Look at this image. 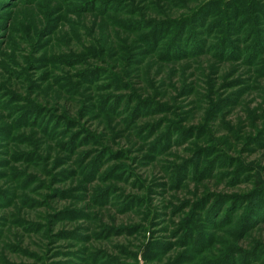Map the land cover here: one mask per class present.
I'll return each mask as SVG.
<instances>
[{
  "label": "rangeland",
  "instance_id": "obj_1",
  "mask_svg": "<svg viewBox=\"0 0 264 264\" xmlns=\"http://www.w3.org/2000/svg\"><path fill=\"white\" fill-rule=\"evenodd\" d=\"M260 186L264 0H0V264H264Z\"/></svg>",
  "mask_w": 264,
  "mask_h": 264
},
{
  "label": "trees",
  "instance_id": "obj_2",
  "mask_svg": "<svg viewBox=\"0 0 264 264\" xmlns=\"http://www.w3.org/2000/svg\"><path fill=\"white\" fill-rule=\"evenodd\" d=\"M194 177H196V176H194ZM260 184V183H259ZM258 185V184H257ZM259 186V185H258ZM261 188V186L260 187H258V188H256L257 190H254L251 194L253 195V196H258V195H264L263 194V192H264V188H262V189H260ZM260 189V190H259ZM224 199H226L225 197H223V198H218V197H215V195L213 196V200H212V202L211 203H207L206 204V206H208V207H205V212H206V217H207V220L208 221H210L211 222V216L212 215H214L217 211H218V209L220 208L221 210H222V206H221V204L223 203V201H224ZM255 200V198H253L252 199V201H254ZM228 202H229V204H230V206L232 207L234 204H235V201L234 200H232V199H230V200H228ZM249 205H252V203H249ZM248 207V206H247ZM263 210H261L260 211V217L259 218H262V217H264V206H263V208H262ZM220 210V211H221ZM226 212H227V209H226V211H225V216L227 215L226 214ZM225 216H224V218H225ZM257 216V215H256ZM224 218L222 219V220H224ZM258 218V217H257ZM256 218V219H257ZM250 222H254V219L252 218L251 220H250ZM249 225V223L247 224V226ZM247 226H245V227H247ZM250 226V225H249ZM126 231V230H125ZM199 238H206L205 237V235H204V237H203V234H199ZM204 243H203V241L202 240H200V242L197 244V247L199 248V247H201L202 245H203Z\"/></svg>",
  "mask_w": 264,
  "mask_h": 264
}]
</instances>
